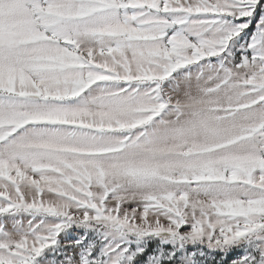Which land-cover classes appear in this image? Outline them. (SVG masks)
Listing matches in <instances>:
<instances>
[{
    "label": "snow or ice",
    "instance_id": "obj_1",
    "mask_svg": "<svg viewBox=\"0 0 264 264\" xmlns=\"http://www.w3.org/2000/svg\"><path fill=\"white\" fill-rule=\"evenodd\" d=\"M0 264H264V0H0Z\"/></svg>",
    "mask_w": 264,
    "mask_h": 264
}]
</instances>
